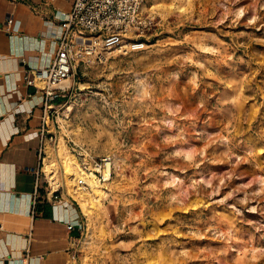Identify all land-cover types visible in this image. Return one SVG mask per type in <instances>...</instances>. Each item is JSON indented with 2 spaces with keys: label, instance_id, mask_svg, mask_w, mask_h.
Returning a JSON list of instances; mask_svg holds the SVG:
<instances>
[{
  "label": "rangeland",
  "instance_id": "374dc122",
  "mask_svg": "<svg viewBox=\"0 0 264 264\" xmlns=\"http://www.w3.org/2000/svg\"><path fill=\"white\" fill-rule=\"evenodd\" d=\"M145 14V48L81 63L53 108V156L64 136L82 168L114 161L90 221L60 169L84 216L74 264H264V0Z\"/></svg>",
  "mask_w": 264,
  "mask_h": 264
},
{
  "label": "crops",
  "instance_id": "0c3cea01",
  "mask_svg": "<svg viewBox=\"0 0 264 264\" xmlns=\"http://www.w3.org/2000/svg\"><path fill=\"white\" fill-rule=\"evenodd\" d=\"M71 8L72 0H0V264H74L83 233L79 209L48 194L42 177L34 205L44 107L61 102L26 85L52 62Z\"/></svg>",
  "mask_w": 264,
  "mask_h": 264
},
{
  "label": "built area",
  "instance_id": "2783aa9c",
  "mask_svg": "<svg viewBox=\"0 0 264 264\" xmlns=\"http://www.w3.org/2000/svg\"><path fill=\"white\" fill-rule=\"evenodd\" d=\"M147 0H72V8L62 22V30L57 36L56 54L45 70L32 71L26 76V85L43 90L47 98L65 96L71 87L61 88L59 84L66 78H75L80 64L102 61L108 53L129 52L145 48L142 32L149 26L150 17L145 14ZM90 41V42H89ZM56 111V110H55ZM54 109L45 105L43 124L39 128L42 141L40 150V178L36 184L34 205L41 184V177L49 187L48 194L55 200L62 197L51 187L43 167L47 156V143L55 141V132L50 129V119ZM113 159L104 156L96 162L95 168H83L93 174L101 184L110 181ZM42 174V176H41ZM46 179V180H45ZM79 183L89 187L84 180ZM74 226L69 225V229Z\"/></svg>",
  "mask_w": 264,
  "mask_h": 264
},
{
  "label": "bare ground",
  "instance_id": "6f19581e",
  "mask_svg": "<svg viewBox=\"0 0 264 264\" xmlns=\"http://www.w3.org/2000/svg\"><path fill=\"white\" fill-rule=\"evenodd\" d=\"M90 42V41H89ZM75 84L72 76L64 79L59 86L67 88ZM51 108H54L53 105ZM73 108L69 106L66 111H71ZM61 121L62 118H59ZM51 122L53 123L52 119ZM66 131V128L63 129ZM55 147V155L53 156L52 149L49 147L48 154L45 159L43 170L54 191L63 187L62 178L60 179V169L64 176V187L66 193L78 201L82 212L87 216L88 220L95 218L96 213L102 208L103 197H106V191L96 180L93 174L87 173L75 160L74 155L69 150L64 136L59 137V141ZM57 157V158H56ZM57 159V160H56ZM61 167L59 166V162ZM114 162V161H113ZM112 176L110 177L111 180ZM79 180H84L89 184L90 190L87 191V186L79 183ZM67 196V195H66ZM97 216V215H96ZM99 216V215H98ZM93 223V222H92Z\"/></svg>",
  "mask_w": 264,
  "mask_h": 264
}]
</instances>
